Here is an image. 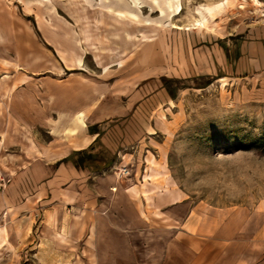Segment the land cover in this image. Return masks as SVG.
I'll list each match as a JSON object with an SVG mask.
<instances>
[{
  "label": "rangeland",
  "instance_id": "obj_1",
  "mask_svg": "<svg viewBox=\"0 0 264 264\" xmlns=\"http://www.w3.org/2000/svg\"><path fill=\"white\" fill-rule=\"evenodd\" d=\"M3 6L0 189L15 183L20 194L0 216V264H176L177 253L167 247L192 208L196 221L217 216L233 235L221 246L203 233L205 263L221 251L228 264H264V0H4ZM200 17L208 27L193 24ZM220 51L228 67L218 64ZM80 95L91 97L89 108L98 104V119L85 132L88 111L80 108L65 135L76 146L94 129L98 138L94 158L81 155L85 163L76 165L120 179L122 229L99 227L94 243L83 232L67 236L68 221L83 224L80 196L26 204L38 181L21 178L27 154L49 143L50 123ZM30 165L45 175L40 163ZM81 177L73 188H82ZM52 204L56 258L40 259L44 211Z\"/></svg>",
  "mask_w": 264,
  "mask_h": 264
},
{
  "label": "crops",
  "instance_id": "obj_2",
  "mask_svg": "<svg viewBox=\"0 0 264 264\" xmlns=\"http://www.w3.org/2000/svg\"><path fill=\"white\" fill-rule=\"evenodd\" d=\"M3 4L4 0H0V53L5 50L3 36L7 30L2 12L4 9ZM216 59L218 64L222 65L223 68L228 67L226 63L227 54L225 52L220 51ZM19 66L21 67L22 65L19 64ZM3 83L4 81H2ZM92 93L95 96L96 93ZM90 99L91 97L88 98L82 95L76 97V99H69V109L62 111L60 117H55L50 123L52 128L51 132L54 136L49 143L40 144L37 146V152L34 151L27 154V161L29 163L23 167L24 173L21 175V178L23 176L26 182H28V179H33L35 182L38 181L33 195L25 199L26 204H29L31 201L40 203L48 201L51 204L52 200H56L59 194L66 197V203H72L73 199L80 196L82 198V207L85 210V215L82 216L83 220H81L83 224L80 227L74 225V223L71 225L68 221L66 225V229L68 230L67 236L69 240H73L74 237H78L83 232L88 235V243H94L98 241V237H94L96 236L94 234L98 233L99 227H114L119 230L122 228L116 222V212L119 211L117 209L119 204H116L119 198V191L115 192V190L118 189L119 177L114 173L105 172H99L94 176L90 170L85 169L87 170L85 172L82 166H77L74 159L69 157L74 150L86 148L96 138L98 130L94 129L92 132H87L89 135L83 137V139L87 140V143L82 146H76L72 143V136L65 135L71 119H74V116L81 112L80 108L88 111L87 123L84 128L85 132L89 129V120L92 122L98 119V112L96 110L98 104L93 109L89 108ZM49 104H52V101ZM90 134L93 135L90 136ZM36 162L40 163L41 168L45 170V175L41 176V178H39L37 168H32L30 165ZM76 176H83L81 177L83 181L81 189L73 188V185H75L74 180H78ZM93 180L94 182H92ZM113 186L116 187L113 188ZM15 187V183H9L6 189H0V216L5 209L9 210L11 205L17 204L20 192ZM75 191L78 193H75ZM108 200L110 203H107ZM47 207H49V214H46V211H44L46 215L45 220L41 219V222L44 220V223L40 232V259H55L56 255L52 247L56 246L57 243L55 233L58 226V210L57 206L53 209L52 206ZM193 211L194 209L192 208L183 222L185 228L175 230L173 241L167 247V252L174 249L175 251H171V253H177L172 260L176 264H228L227 253L223 254L221 251H215L213 258H210V261L205 263L209 258L206 251L202 248V242L204 237L203 233H208L210 234V243L225 246L233 236L229 223L224 220H219L217 216L211 215L204 222L196 221ZM112 212L114 214L113 216L111 215ZM95 216L96 221L93 220ZM94 227L95 229H93ZM174 246L176 248H173ZM186 255L191 256L186 257Z\"/></svg>",
  "mask_w": 264,
  "mask_h": 264
},
{
  "label": "bare ground",
  "instance_id": "obj_3",
  "mask_svg": "<svg viewBox=\"0 0 264 264\" xmlns=\"http://www.w3.org/2000/svg\"><path fill=\"white\" fill-rule=\"evenodd\" d=\"M222 5H224V2H220L219 3V6H220V8L222 7ZM219 8V9H220ZM103 11H104V14H106V15H108V16H110V17H114V18H116L117 20H124V21H126V22H135L136 24H139V22L138 21H134V20H132V19H130L123 11H121V10H116V9H114V8H112V7H102L101 8ZM215 9V7L214 6H211V5H209L208 6V10H209V12H211V14L212 15H214L215 14V12L213 11ZM193 24H196V26H205V27H208V23H207V21H206V19L204 18V17H200V18H197V20H196V22L195 23H193ZM175 25H177V26H181L180 24H177V23H175Z\"/></svg>",
  "mask_w": 264,
  "mask_h": 264
},
{
  "label": "trees",
  "instance_id": "obj_4",
  "mask_svg": "<svg viewBox=\"0 0 264 264\" xmlns=\"http://www.w3.org/2000/svg\"><path fill=\"white\" fill-rule=\"evenodd\" d=\"M97 138H98V137H96V138L94 139V141H95ZM94 141L89 145L88 148L74 150V152H73L71 155H69V157L73 158L74 161H75V163H76V164H79V165L85 163L84 160L81 158V155H82V157H83L84 154H86V155L88 156V159H93L94 156H93V154H92V153H93L92 151H93V147H94ZM105 163H108V161L105 162ZM106 165H107V164H106Z\"/></svg>",
  "mask_w": 264,
  "mask_h": 264
},
{
  "label": "built area",
  "instance_id": "obj_5",
  "mask_svg": "<svg viewBox=\"0 0 264 264\" xmlns=\"http://www.w3.org/2000/svg\"><path fill=\"white\" fill-rule=\"evenodd\" d=\"M125 170H127V168H122V169H119L118 171V175L122 174V172H124ZM116 186H113V188H115Z\"/></svg>",
  "mask_w": 264,
  "mask_h": 264
}]
</instances>
